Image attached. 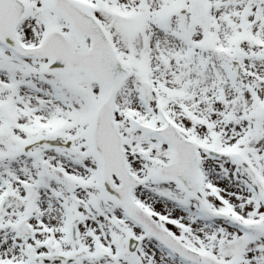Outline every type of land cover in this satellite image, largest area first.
<instances>
[{
  "label": "rangeland",
  "instance_id": "rangeland-1",
  "mask_svg": "<svg viewBox=\"0 0 264 264\" xmlns=\"http://www.w3.org/2000/svg\"><path fill=\"white\" fill-rule=\"evenodd\" d=\"M24 1L25 46L54 28L69 33L52 0ZM79 1L132 73L115 122L130 171L142 179L136 202L203 264H264V234L252 226L264 221V0ZM233 60L242 65L238 79ZM47 63L0 44V264H197L145 237L102 192L89 137L109 86L82 72L48 75ZM141 80L151 85L145 96ZM169 121L200 144V199L158 179L173 153L148 128ZM206 148L224 155L211 159ZM76 217L77 243L69 230ZM26 218L30 240L15 228ZM132 238L141 239L135 254Z\"/></svg>",
  "mask_w": 264,
  "mask_h": 264
},
{
  "label": "water",
  "instance_id": "water-1",
  "mask_svg": "<svg viewBox=\"0 0 264 264\" xmlns=\"http://www.w3.org/2000/svg\"><path fill=\"white\" fill-rule=\"evenodd\" d=\"M54 7L70 24L71 33L79 40L81 50H76L72 40L66 34L53 31L46 41L38 48L24 49L17 36V28L26 15V6L20 0H0V40L8 44L11 49L28 58H47L50 60L46 67L48 73H60L81 70L89 73L97 81L112 87L109 97L100 106L92 130L91 143L93 154L100 162L104 191L124 207V210L137 224L143 227L147 234L161 241L169 249L176 251L188 260L203 262V257L184 246L173 235L163 230L143 211L133 200L134 188L141 183L140 179L132 175L127 166L124 151V139L113 122L115 97L123 84L130 78L122 63L117 58L112 43L105 37L98 21L85 11L74 0H54ZM90 39V48L86 40ZM235 72L239 74L240 67L234 63ZM239 76V75H238ZM148 85L144 86L145 92ZM154 133L163 135L174 150L175 161L164 166L160 171L163 180L176 182L186 193L200 196V178L198 173L199 156L197 144L186 141L173 126L166 130H155ZM209 155L220 157L219 154L208 151ZM113 175L121 182L115 185ZM13 203V196L9 195L4 201L3 209L7 210ZM217 218H222L217 215ZM74 222V239L76 240V225ZM28 219L17 226L18 230L28 239L32 238L31 229L27 225ZM138 240L130 242L133 253Z\"/></svg>",
  "mask_w": 264,
  "mask_h": 264
},
{
  "label": "bare ground",
  "instance_id": "bare-ground-1",
  "mask_svg": "<svg viewBox=\"0 0 264 264\" xmlns=\"http://www.w3.org/2000/svg\"><path fill=\"white\" fill-rule=\"evenodd\" d=\"M206 99L207 97L203 98V100H206ZM257 225H258L259 230L264 234V221L258 223Z\"/></svg>",
  "mask_w": 264,
  "mask_h": 264
}]
</instances>
